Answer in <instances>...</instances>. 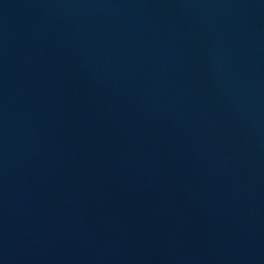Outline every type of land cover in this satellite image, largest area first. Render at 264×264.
Returning <instances> with one entry per match:
<instances>
[{
	"label": "water",
	"instance_id": "obj_1",
	"mask_svg": "<svg viewBox=\"0 0 264 264\" xmlns=\"http://www.w3.org/2000/svg\"><path fill=\"white\" fill-rule=\"evenodd\" d=\"M0 264H264V0H0Z\"/></svg>",
	"mask_w": 264,
	"mask_h": 264
}]
</instances>
